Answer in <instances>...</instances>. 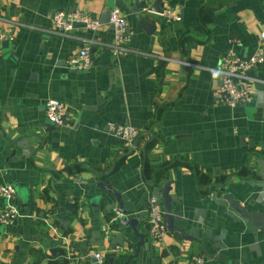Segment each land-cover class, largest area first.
Masks as SVG:
<instances>
[{
	"label": "crops",
	"instance_id": "0c3cea01",
	"mask_svg": "<svg viewBox=\"0 0 264 264\" xmlns=\"http://www.w3.org/2000/svg\"><path fill=\"white\" fill-rule=\"evenodd\" d=\"M140 1L154 2L0 0V184L21 186L10 200L19 217L0 223V264H96L92 253L124 264L135 240L114 243L112 196L97 181L139 211L153 192L147 183L170 185L179 231L167 229L129 264H195L196 257L264 264V232L223 198L264 209V61L249 72L248 102L230 107L214 96L220 57L233 41L244 56L255 50L264 0H163V12L176 19L149 13L153 31L133 13ZM107 7L124 15L128 44L116 45L107 23L94 31L53 24L61 10L99 19ZM83 45L92 66L70 69L68 59ZM51 98L64 102L68 117L45 130ZM111 125L135 128V147Z\"/></svg>",
	"mask_w": 264,
	"mask_h": 264
},
{
	"label": "built area",
	"instance_id": "2783aa9c",
	"mask_svg": "<svg viewBox=\"0 0 264 264\" xmlns=\"http://www.w3.org/2000/svg\"><path fill=\"white\" fill-rule=\"evenodd\" d=\"M167 20H174L176 16L169 11L163 12ZM81 22L85 24V28L96 30L100 25L98 19L92 14L76 9L73 12L61 10L55 13L53 24L58 30L69 31L74 28V23ZM109 23L113 25L114 42L116 45H126L131 40V34L128 29V23L121 11L113 7L109 13ZM236 41H233L230 47L220 57L221 73L220 81L214 90V96L222 103L235 107L249 101L250 93L245 86V83L252 78L249 72L257 68L264 61V31L259 33L258 43L252 54L244 56L234 47ZM2 46L0 45V54ZM114 54H117L114 52ZM68 67L73 70H87L92 66L90 46L83 45L76 54L72 55L67 61ZM45 114L47 120L55 126L65 124L68 117V108L59 99H48L45 104ZM110 129H116L117 134H121L127 144L133 147V142L137 136V130L129 126H109ZM15 189L11 184H0V223L11 225L20 215L17 206L10 203L11 198L15 195ZM146 227L150 242L156 245L161 242L163 236L167 233V227L164 224V210L160 198L150 192L146 200ZM52 229L62 239L61 229L58 226H52ZM116 249H118L116 247ZM96 259V264H106L99 253H92ZM65 257L74 258L73 250L67 249ZM195 264H204L202 257L194 258Z\"/></svg>",
	"mask_w": 264,
	"mask_h": 264
},
{
	"label": "water",
	"instance_id": "95a60500",
	"mask_svg": "<svg viewBox=\"0 0 264 264\" xmlns=\"http://www.w3.org/2000/svg\"><path fill=\"white\" fill-rule=\"evenodd\" d=\"M113 7H107L99 16L100 24H110V27L113 28V25L109 23V13L110 9ZM135 10L133 13L136 15V18L140 22V26L144 28L146 31L154 30V23L149 18V13L161 15L163 13V0H154V2L148 6L147 2L140 1L137 2L134 6ZM141 9H144V12H141ZM74 27H82L85 28V24L81 22L74 23ZM3 48L7 51L10 46L8 41L3 42ZM93 51V48H91ZM67 122V119H66ZM56 128L51 122H47V126L45 130H52ZM114 135H118L122 137L121 134H117L116 129L111 132ZM136 141L133 143V148L135 147ZM133 149L130 150L131 153ZM15 189V192H18V188H20L19 182H14L11 184ZM96 185L105 190L108 194L112 196V202H108V206L110 207L108 210V214L111 216V226L118 232V236L115 237L114 243L123 245L124 241L127 243H132L134 239L135 242L132 243L134 247V252L130 254L124 264H129L130 260L133 258H138L140 255L144 254L145 251L150 249V241L147 236V227L142 223L143 218L145 217V211H139L138 204H132L130 201H124L122 199L121 193L118 192L113 186L110 184H105L102 181H97ZM150 188H153V192L158 193L160 196V200L162 203V207L164 210V224L169 230L179 231L177 226L174 224V219L176 218L172 214V201L169 195L170 185L168 182H165L162 186L154 187V182L147 183ZM224 191V189H221ZM223 198L228 202L229 206L237 209L241 212V214L251 221V224L257 228H259L262 232H264V209L249 211L245 206H241L240 203L235 200L231 194L224 193ZM113 205V206H112ZM142 224V225H141ZM142 226V229H140ZM93 263L96 262V259L93 258L91 260Z\"/></svg>",
	"mask_w": 264,
	"mask_h": 264
},
{
	"label": "trees",
	"instance_id": "16d2710c",
	"mask_svg": "<svg viewBox=\"0 0 264 264\" xmlns=\"http://www.w3.org/2000/svg\"><path fill=\"white\" fill-rule=\"evenodd\" d=\"M147 146H149V145H147ZM62 253H64V251H62ZM64 262H67V260H64ZM50 264H58V262H57V260H53L50 262Z\"/></svg>",
	"mask_w": 264,
	"mask_h": 264
},
{
	"label": "rangeland",
	"instance_id": "374dc122",
	"mask_svg": "<svg viewBox=\"0 0 264 264\" xmlns=\"http://www.w3.org/2000/svg\"><path fill=\"white\" fill-rule=\"evenodd\" d=\"M21 188H18V192H20Z\"/></svg>",
	"mask_w": 264,
	"mask_h": 264
}]
</instances>
